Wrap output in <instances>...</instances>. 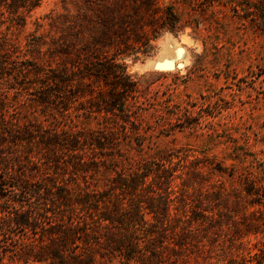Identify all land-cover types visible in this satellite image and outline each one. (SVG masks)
Masks as SVG:
<instances>
[{
    "label": "trees",
    "instance_id": "trees-1",
    "mask_svg": "<svg viewBox=\"0 0 264 264\" xmlns=\"http://www.w3.org/2000/svg\"><path fill=\"white\" fill-rule=\"evenodd\" d=\"M193 1L94 0L102 38L78 48L66 39L62 63L45 68L38 100L69 110L74 99L89 97L75 108L86 121H64L61 130L62 123L47 132L30 125V133L19 119L0 114V263L240 264L233 252L236 238L227 239L229 233L223 237V232L242 204L244 216H255L251 208L256 205L264 215V188L251 180L250 172L240 173L238 164L225 166L216 157L192 160L169 153L146 135H129L126 127L120 139L109 126L113 119L115 125L123 121L135 128L145 115L136 112L145 111L137 94L143 81L135 80L121 60L163 32L182 31L188 22L179 5ZM42 2L0 0V14L24 25ZM5 48L0 71L12 64L11 53L19 52L0 34V50ZM37 68L32 72L41 73ZM96 81L106 87L98 95ZM92 119H98L95 128ZM86 122L89 127L80 126ZM29 146L38 149V161ZM61 146L75 159L70 165L78 178L66 185L47 180L36 165L41 159L48 168L59 162ZM211 175L227 178L216 184ZM174 183L181 187L172 197ZM191 187L200 193L193 195ZM144 192L159 196L143 200Z\"/></svg>",
    "mask_w": 264,
    "mask_h": 264
},
{
    "label": "rangeland",
    "instance_id": "rangeland-1",
    "mask_svg": "<svg viewBox=\"0 0 264 264\" xmlns=\"http://www.w3.org/2000/svg\"><path fill=\"white\" fill-rule=\"evenodd\" d=\"M181 4L184 22H188L182 31L163 32L147 48H137L121 60L135 80L143 81L137 94L145 111L136 112L145 115L136 121L135 128L132 123L115 125L109 119L110 129L122 139L126 127L131 130L129 135L136 137L139 132L167 152L192 160L216 157L225 166L238 164L240 173L250 172L251 180L264 188V0H194L190 5ZM95 6L94 0H43L24 25L13 21L8 13L3 17L0 14V34L19 50L11 53L12 64L5 63L8 69L0 71V114L9 120L19 119L30 133V125L47 132L62 123L61 130L64 121H86L84 113L75 108L89 97L74 99L69 110L38 100L46 84L45 68L62 63L66 39L78 48L88 40L102 38ZM86 15L90 19L84 18ZM6 50H0V55ZM35 66L41 73L32 72ZM94 88L95 95L106 89L103 81H96ZM99 118L102 122L101 114ZM97 120L92 119L93 128ZM89 125L86 122L80 126ZM29 148L38 161L36 146ZM57 151L59 162L48 168L41 159L37 168L46 173L47 180L71 184L78 179L70 165L75 159L64 146ZM204 169V173L209 171ZM226 178L212 176L211 181L218 184ZM173 186L176 193L172 197L179 194L181 184ZM190 191L193 195L200 193L193 187ZM150 195L159 196L144 192L143 200H149ZM239 207L242 212L232 223L226 221L223 237L227 231V239L236 238L233 252L238 254L240 264H264L261 206L251 208L257 210L255 216H244L243 204ZM0 264L44 263L6 259Z\"/></svg>",
    "mask_w": 264,
    "mask_h": 264
}]
</instances>
